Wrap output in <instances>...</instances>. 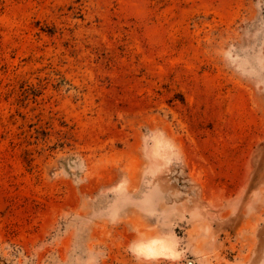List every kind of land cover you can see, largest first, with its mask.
I'll return each mask as SVG.
<instances>
[{
  "label": "rangeland",
  "instance_id": "rangeland-1",
  "mask_svg": "<svg viewBox=\"0 0 264 264\" xmlns=\"http://www.w3.org/2000/svg\"><path fill=\"white\" fill-rule=\"evenodd\" d=\"M0 264H264V0H0Z\"/></svg>",
  "mask_w": 264,
  "mask_h": 264
},
{
  "label": "bare ground",
  "instance_id": "bare-ground-1",
  "mask_svg": "<svg viewBox=\"0 0 264 264\" xmlns=\"http://www.w3.org/2000/svg\"><path fill=\"white\" fill-rule=\"evenodd\" d=\"M140 247L143 249V251L146 252V254L150 255V254L159 253L161 251H163L164 253L166 250L170 249V244L167 242V240L164 239H153L145 245L143 244L140 245Z\"/></svg>",
  "mask_w": 264,
  "mask_h": 264
}]
</instances>
